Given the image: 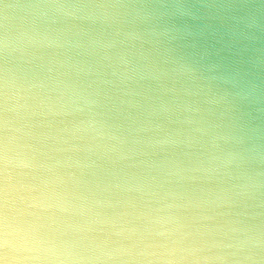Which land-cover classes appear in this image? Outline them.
Returning a JSON list of instances; mask_svg holds the SVG:
<instances>
[{
    "label": "clouds",
    "instance_id": "clouds-1",
    "mask_svg": "<svg viewBox=\"0 0 264 264\" xmlns=\"http://www.w3.org/2000/svg\"><path fill=\"white\" fill-rule=\"evenodd\" d=\"M0 264H264V0H0Z\"/></svg>",
    "mask_w": 264,
    "mask_h": 264
}]
</instances>
